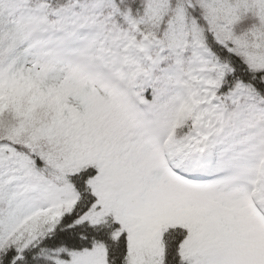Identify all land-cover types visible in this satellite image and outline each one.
I'll return each mask as SVG.
<instances>
[{
    "label": "snow or ice",
    "instance_id": "obj_1",
    "mask_svg": "<svg viewBox=\"0 0 264 264\" xmlns=\"http://www.w3.org/2000/svg\"><path fill=\"white\" fill-rule=\"evenodd\" d=\"M0 264H264V0H0Z\"/></svg>",
    "mask_w": 264,
    "mask_h": 264
}]
</instances>
